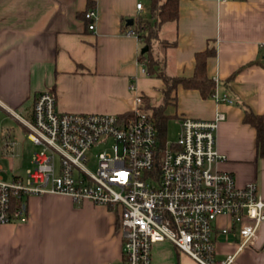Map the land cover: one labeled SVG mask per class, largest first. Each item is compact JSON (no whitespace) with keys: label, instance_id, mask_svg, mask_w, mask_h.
Masks as SVG:
<instances>
[{"label":"crops","instance_id":"obj_1","mask_svg":"<svg viewBox=\"0 0 264 264\" xmlns=\"http://www.w3.org/2000/svg\"><path fill=\"white\" fill-rule=\"evenodd\" d=\"M88 8L98 12L94 31L83 17ZM147 13L146 0H0V109L21 123L15 114L31 119L35 98L48 90L61 112L126 114L134 106L133 82L146 111L164 104L176 127L181 117L210 120L222 113L216 139L225 159L218 168L232 173L239 187L255 184L264 200V159L255 129L243 122L245 107L264 114V0H179L178 19L160 25L152 50L166 74L190 78L195 55L211 54L206 72L216 90L208 99L178 85L165 100L164 82L142 72L139 55L147 46L126 32ZM9 137L15 146L8 157L22 156L21 142ZM26 211V221L0 225V264L122 263L113 208L46 195L29 197ZM217 226L230 224L219 218ZM216 236V259L234 255L232 264H264V224L254 247L238 250L234 230ZM151 264L197 263L165 241L152 246Z\"/></svg>","mask_w":264,"mask_h":264},{"label":"built area","instance_id":"obj_2","mask_svg":"<svg viewBox=\"0 0 264 264\" xmlns=\"http://www.w3.org/2000/svg\"><path fill=\"white\" fill-rule=\"evenodd\" d=\"M143 8L136 4L138 11ZM85 19L94 31L96 8ZM126 35L140 38L134 30ZM129 90L134 106L126 114L61 112L48 90L35 98L31 119L15 114L39 150L24 175L8 182L0 174V225L26 221L29 197L66 196L120 208L121 264H151L152 246L165 241L197 264H232L234 255L216 259V235L234 230L238 250L254 247L264 224V200L255 184L239 187L232 173L218 168L225 159L216 139L224 115L181 117L176 139L162 143L143 95L133 82ZM14 146L7 140L4 153L12 155ZM97 146L103 149L91 171L87 154ZM219 218L230 227L218 228Z\"/></svg>","mask_w":264,"mask_h":264},{"label":"trees","instance_id":"obj_3","mask_svg":"<svg viewBox=\"0 0 264 264\" xmlns=\"http://www.w3.org/2000/svg\"><path fill=\"white\" fill-rule=\"evenodd\" d=\"M148 19L143 20L142 17L137 18V27L134 32L138 37L143 38L147 46L146 51H142L139 55V61L143 63L145 73L149 77L160 78L165 87L162 90L164 99L167 100L171 91L178 85L185 89H196L204 99L214 96L216 83L208 77L206 72V59L211 55L208 51L200 52L195 55L196 66L194 74L190 78L170 76L166 74L160 66V61L153 55L152 43L159 40L158 30L160 25L165 22L175 21L179 15V0H146ZM91 8H88L89 10ZM86 10V11H87ZM85 11V12H86ZM85 19V13L83 15ZM86 20V19H85ZM87 27H88V21ZM147 30V35L143 30ZM163 47L171 45L166 41H160ZM144 98V97H143ZM145 104H147L144 98ZM151 118L155 122L159 135L165 131L166 121L168 117L164 113V104L153 107L151 110ZM243 122L250 125L256 132V148L257 154L264 159V114L254 113L249 108H244Z\"/></svg>","mask_w":264,"mask_h":264},{"label":"rangeland","instance_id":"obj_4","mask_svg":"<svg viewBox=\"0 0 264 264\" xmlns=\"http://www.w3.org/2000/svg\"><path fill=\"white\" fill-rule=\"evenodd\" d=\"M151 104H157L156 99H150ZM26 116V115H24ZM27 132L24 126L16 121L14 118L9 116L3 110L0 109V165L2 166V170L0 174L2 175L5 181H11L14 175H24L26 170L31 168V156L32 154L39 150V147L35 146L26 136ZM177 127L176 121L174 118L170 117L166 121V128L163 133H161L160 141L164 143L165 141L173 142L177 137ZM9 135H13L15 139H18L20 144V152L22 156H16L13 159L9 158L8 155L4 153V143L7 140H12ZM103 149V146L93 147L87 154L89 158V162L86 167L94 171L95 170V161L96 156ZM56 157V161H57ZM113 210L120 212L119 207H113Z\"/></svg>","mask_w":264,"mask_h":264},{"label":"water","instance_id":"obj_5","mask_svg":"<svg viewBox=\"0 0 264 264\" xmlns=\"http://www.w3.org/2000/svg\"><path fill=\"white\" fill-rule=\"evenodd\" d=\"M127 22H128L129 24H132V23H133V19H128ZM146 49H147V47L143 49V52L146 51Z\"/></svg>","mask_w":264,"mask_h":264}]
</instances>
